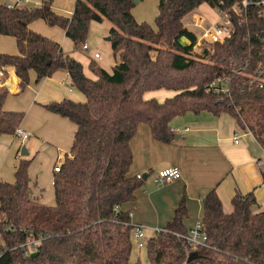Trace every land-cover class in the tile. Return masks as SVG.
<instances>
[{
    "label": "trees",
    "instance_id": "16d2710c",
    "mask_svg": "<svg viewBox=\"0 0 264 264\" xmlns=\"http://www.w3.org/2000/svg\"><path fill=\"white\" fill-rule=\"evenodd\" d=\"M219 1L160 0L154 24L135 18L134 0H76L71 16L56 13L52 0L35 7L0 4V34L15 36L19 47L18 54L0 52V65L13 66L26 85L31 70L40 81L65 69L86 97L44 104L77 125L72 156H66L54 178L55 204L32 196L31 159H20L15 181H0V264H141L131 260L135 224L120 207L134 199L144 182L130 175V141L141 123L150 126L154 138L169 143L174 117L188 111L227 113L264 146V87L243 89L238 84L242 77L233 73L229 93L207 90L214 78L229 73L232 59L247 58L252 65L259 61L255 35L264 29V18L249 12L242 25L237 21L230 38L204 42L198 51L196 35L184 28L190 12ZM40 18L64 28L75 47L85 43L91 21H111V45L118 60L108 70L92 59L89 67L97 77L86 75L82 62L65 54L60 43L29 27ZM182 37L189 42L182 43ZM164 88L175 94L163 101L144 97ZM8 94L0 87V136L15 134L24 118L21 111L4 109ZM232 202L234 210L228 213L215 189L203 197L205 246L189 244L182 202L167 226L147 240L150 263L264 264V210L253 211V193H237ZM8 224L15 229H7ZM41 232L46 237L39 254L25 256L20 245L30 233Z\"/></svg>",
    "mask_w": 264,
    "mask_h": 264
},
{
    "label": "crops",
    "instance_id": "0c3cea01",
    "mask_svg": "<svg viewBox=\"0 0 264 264\" xmlns=\"http://www.w3.org/2000/svg\"><path fill=\"white\" fill-rule=\"evenodd\" d=\"M159 1L138 0L132 13L138 21L154 24ZM42 2L24 0L16 4V0H0V4L20 7H35ZM75 3L76 0H52V8L58 14L71 16ZM202 5L189 14L200 12ZM29 27L60 43L65 54L82 62L86 75L97 77L89 67L92 58L84 60L75 50L65 47L70 38L64 28L50 25L41 18L32 21ZM0 52L18 54L16 37L0 34ZM5 70L3 88L9 94L3 107L24 113L19 126L29 131L30 136L25 140L15 134L0 136V181H15L20 159H31V194L41 202L53 205L55 193L54 200L45 201V195L47 191H54L56 162L65 160L67 155L72 156L77 125L70 118L50 111L44 104L64 98L84 101L85 94L72 85L65 69H59L40 81L36 80V72L31 70L27 85L13 66H5ZM148 92L144 94L145 98ZM170 127L174 139L169 143L154 138L150 126L145 123L138 126L130 141L133 152L130 175L142 174L144 182L136 190L134 199L120 207L130 213L133 224L144 229L146 240L167 226L182 202L187 211L183 223L187 229L194 227L204 213L203 197L212 189L228 213L234 210L232 200L237 193H253L256 199L253 211L264 210V174L259 166L264 158V146L249 129L241 127L230 114L215 115L209 111H188L174 117ZM236 137L238 142H235ZM167 166H178L181 176L157 183V171Z\"/></svg>",
    "mask_w": 264,
    "mask_h": 264
},
{
    "label": "built area",
    "instance_id": "2783aa9c",
    "mask_svg": "<svg viewBox=\"0 0 264 264\" xmlns=\"http://www.w3.org/2000/svg\"><path fill=\"white\" fill-rule=\"evenodd\" d=\"M24 0H16V4H21ZM211 8L215 9L218 13L217 17L212 21H207L205 14L201 12H193L188 14L184 19V28L193 32L196 35V44L194 50L201 49L204 42H224L230 38L236 28L237 21L239 25H242L243 20L249 14L254 12L259 18H264V0H235L230 4H226L224 0H220L216 5ZM255 38L258 42V53L261 58L257 63H252L247 59H243L240 62L237 59L230 61L229 73H224L217 76L212 80L207 90L215 91L218 93L227 94L230 92L231 84L234 81L232 78L233 73L240 75L242 78L238 83L245 89L258 87H264V29L257 32ZM246 40L250 39L249 34L245 36ZM84 49H89V45L84 43L82 45ZM95 57H100L99 52H95ZM6 70L4 66L0 65V87L5 84ZM15 135L27 139L30 136V132L18 126L15 131ZM235 142H238V137L234 138ZM64 160L59 159L55 166L54 172L61 171ZM260 169L264 171V158L260 161ZM181 176V170L178 166H167L157 171L155 181L157 183L164 182L166 180L176 179ZM138 178H142V174L137 175ZM7 229H15L12 224L6 226ZM133 235L139 239V246L144 247L147 245L145 239V232L141 226L135 225L133 229ZM46 237V234L41 232L39 235L30 233L27 240L20 246L24 249V255L30 256L34 252L39 250L41 241ZM186 238L189 244L195 245H207L208 234L204 227L202 220H198L194 227L189 229Z\"/></svg>",
    "mask_w": 264,
    "mask_h": 264
},
{
    "label": "rangeland",
    "instance_id": "374dc122",
    "mask_svg": "<svg viewBox=\"0 0 264 264\" xmlns=\"http://www.w3.org/2000/svg\"><path fill=\"white\" fill-rule=\"evenodd\" d=\"M211 5H206L203 3L201 9L199 10L201 13L205 14L207 17V21H212L213 18L217 17L218 13L215 9L211 8ZM207 9V10H206ZM149 22V21H147ZM155 23V22H154ZM112 22L104 19L103 21H91L89 31L87 37L85 39V43H87L90 48L89 49H82L81 46L75 47L73 40L68 39V43L66 44V48L70 50H75L77 55L82 59L86 60V58L94 59L98 65L111 70L112 66L118 60V57L114 55L111 40L107 39L110 36L109 30L112 26ZM181 41L184 43H188L189 40L186 37H182ZM99 52L101 57H95V52ZM152 54L155 56L157 52L153 51ZM175 94V91L168 90V89H157L151 90L147 93L146 97H154L163 101L167 97H171ZM236 122V121H235ZM238 125V124H237ZM49 198L54 200V191H47L45 195V201ZM133 248L131 253V260L132 261H139L141 264H151L148 253H147V246L140 247L139 246V239L133 235ZM0 243H2V236L0 234Z\"/></svg>",
    "mask_w": 264,
    "mask_h": 264
},
{
    "label": "water",
    "instance_id": "95a60500",
    "mask_svg": "<svg viewBox=\"0 0 264 264\" xmlns=\"http://www.w3.org/2000/svg\"><path fill=\"white\" fill-rule=\"evenodd\" d=\"M138 0H134V2H137ZM107 39L111 40V36H108ZM182 43H184L183 41H181ZM39 254V251H36L32 254V256H37Z\"/></svg>",
    "mask_w": 264,
    "mask_h": 264
}]
</instances>
